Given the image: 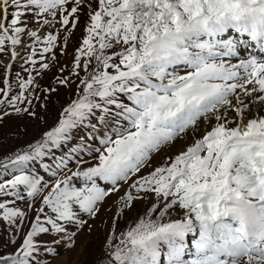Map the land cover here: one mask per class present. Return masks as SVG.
<instances>
[{
  "label": "snow or ice",
  "instance_id": "6c2138e0",
  "mask_svg": "<svg viewBox=\"0 0 264 264\" xmlns=\"http://www.w3.org/2000/svg\"><path fill=\"white\" fill-rule=\"evenodd\" d=\"M83 3L0 0V53L10 45L12 60L17 58L15 49L26 33L28 15L44 17L42 24L49 25L52 21L47 17L55 19L59 13L60 23L67 26L71 22L75 28ZM69 4L75 6L69 10L65 7ZM89 17L85 47L78 51L73 67V74L79 75L75 69L81 67V53L89 57L85 71L91 58L97 61L89 78L81 80L84 95L64 110L59 124L40 143L30 146V151L0 161V175L9 170L19 173L0 182V200L23 199L22 191L33 201L41 199L19 248L9 255L0 253V264H45L38 258L42 242L37 238L50 232L65 234L66 225L82 227L85 222L78 218L77 207L95 217L110 194L98 180L118 191V183H127L139 173L152 153L189 129L198 130L201 120L211 125L210 131L170 165L157 167L131 184L137 192L154 193L164 207L157 220L141 219L123 233L114 250L116 236L112 234L107 242L111 250L108 264H264V115L252 114L241 98L242 94L264 105V56L256 54H264V0H97ZM232 33L245 39H231ZM27 35L41 40L36 31H27ZM56 40L49 35L42 54L51 52ZM115 46L121 50L105 54ZM244 52L247 58L231 63ZM41 67L48 69L49 65ZM5 68L0 105L27 112L17 102L32 103L24 92L34 85V78L21 83V93L11 97L7 78L11 65ZM60 83L67 85L68 81ZM96 111L101 113V125L107 127L111 117L115 128L114 135L100 141L104 147L96 150L98 163L63 178L58 177L67 167L63 160L55 169L45 167L55 179L47 195L41 196L49 185L32 174L29 165L66 142L70 132ZM229 112L235 114L231 119ZM74 179L82 180L83 186H75ZM141 198L129 192L125 206ZM174 207L184 210V218L160 222ZM0 211V220L10 226L26 219L25 212L5 202H0ZM189 234L198 237L191 250L186 243ZM43 247L49 255L55 254L46 244Z\"/></svg>",
  "mask_w": 264,
  "mask_h": 264
},
{
  "label": "rangeland",
  "instance_id": "374dc122",
  "mask_svg": "<svg viewBox=\"0 0 264 264\" xmlns=\"http://www.w3.org/2000/svg\"><path fill=\"white\" fill-rule=\"evenodd\" d=\"M74 6V4H69L65 7L70 10ZM96 8L97 0H84L76 14L77 22L75 28L72 27L71 22L67 26L60 23L61 17L59 13L55 19L51 16L47 17L48 20L52 21L49 25L42 24L44 17L37 19L34 15H28L26 33L21 35L22 43L15 50L18 53L17 57L21 58H23V54L26 53L28 56L29 53L28 58L31 57V60H35V64L31 60H28L27 64L24 61L12 62L11 52H9L10 45L6 52L0 53V61H3L0 63V88L4 87L3 80L6 78L5 66L10 64L11 69L7 74V78L11 83V97H16L21 93L20 84L26 82L29 77L34 78L35 81L34 85L24 92V95L32 103L17 102V107L21 109L27 108V112L17 113L15 108L9 104L0 105V161H8L10 158H14L16 154L30 151V146L34 147L40 143L44 134L59 124L64 110L84 95L81 80L89 78L90 73L97 67V61L95 58H91L88 71H85L83 65L89 57L81 53V67L75 69L79 75L73 74V67L78 51L85 47L83 40L88 36L87 28L91 23L89 13ZM69 19L71 21L72 17H69ZM27 31H36L41 40L39 42L35 41L27 35ZM49 35L57 37L55 47L51 52L42 54V49L46 46L44 40ZM93 43L98 48L95 40ZM120 50V46H115L108 49L105 54L111 56ZM33 51H35V55H33ZM53 56L55 59H53ZM118 61L119 58L117 57L116 62L118 63ZM45 63L49 65L48 69L41 67ZM108 71L114 72L113 69H108ZM62 79H66L68 84H61L60 80ZM53 89L55 90L53 91ZM0 99H3L2 94H0ZM95 99L97 103L101 102L98 97ZM121 99L124 98L121 97ZM247 102H251L250 99ZM260 106L255 107L252 110V114H256L258 111L259 115H264V105L261 104ZM113 111L115 112L116 110L113 108ZM100 115L101 113L96 111L89 118V121L70 132V138L66 142L52 148L49 155L44 157L42 161L29 165L33 169L32 174L41 177L42 181L49 185L48 188L43 189L41 196L47 195L55 179L50 175V172L45 171V167L55 169L57 161L60 160H63L67 166L70 163L67 169H63L58 173V177L63 178L70 176L74 171L85 170L98 163L99 152L96 150L103 151L104 146L100 141L104 138L91 136V134L105 137L106 135H114L115 132L112 118H108V126L106 127L99 123L98 118ZM228 115L229 119H231L235 114L229 112ZM123 123L126 127V122ZM212 123L214 124L215 121L213 120ZM92 125H95V129H93ZM210 130L211 125L207 121L202 120L198 130L193 131L190 129L185 137L182 136L181 139L175 140L157 154H152L148 163L142 167L141 177L148 176L157 167L170 165L174 160L173 157L185 152L188 147L193 145L195 140ZM90 137H95V139ZM73 148L77 150L73 152ZM18 174L9 170L8 174L0 175V182L11 179L13 175ZM133 180L134 177L129 179L127 183L121 182L118 191H112L111 185L98 180L99 186L105 188L110 194L100 203L97 215L90 217L87 213L80 212L78 207L75 208L78 218L85 222L83 226L77 229L75 225H66L67 232L65 234L58 235L50 232L39 236L37 239L38 242H42V246L38 258L44 260L45 264H108L106 257L109 256L111 250L107 247V242L112 234L115 233L116 236L113 242L112 250H114L119 245L120 240L123 239V233L134 227L141 219L151 218L157 220L160 217V211L164 207L162 199L157 198L154 193L145 194L132 188ZM73 183L75 186L81 187L84 182L74 179ZM129 192H131L133 197L139 196L143 198L134 199L130 207L125 206V196ZM21 195L23 199L17 200L15 197H5L0 200V202H5L10 207L18 208L26 214L25 221L18 226H10L6 221L0 220V253L4 255H9L19 248L36 215L34 209H38L41 206L40 197L33 201L32 198L27 197L26 192L22 191ZM153 207L157 209L155 212L151 211ZM182 211L184 210L178 207L171 208L160 222L166 223L183 218L184 212ZM49 214L51 213L49 212ZM0 215H2V211H0ZM68 236L72 237L71 240L68 239ZM11 241H15V243H11ZM54 241L58 242L54 243ZM44 244L52 248L55 254L49 255L45 252Z\"/></svg>",
  "mask_w": 264,
  "mask_h": 264
},
{
  "label": "bare ground",
  "instance_id": "6f19581e",
  "mask_svg": "<svg viewBox=\"0 0 264 264\" xmlns=\"http://www.w3.org/2000/svg\"><path fill=\"white\" fill-rule=\"evenodd\" d=\"M1 62H3V61H0V63H1ZM2 64H3V63H2ZM250 101H251V103H252V104H251V108H250V109H251V112H252L253 109H255V107H257V106H258V107H261L260 105H254L252 99H250ZM260 110H261V109H260ZM256 111H257V110H256ZM106 202H107V201H106ZM103 204H104V203H103ZM101 207H102V206H101ZM181 210H182V209H181ZM176 211H177V210H176ZM182 212H184V211H182Z\"/></svg>",
  "mask_w": 264,
  "mask_h": 264
}]
</instances>
